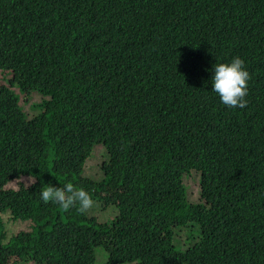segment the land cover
<instances>
[{"label":"trees","instance_id":"trees-1","mask_svg":"<svg viewBox=\"0 0 264 264\" xmlns=\"http://www.w3.org/2000/svg\"><path fill=\"white\" fill-rule=\"evenodd\" d=\"M234 57L251 76L243 109L212 91ZM0 73V213L33 223L3 243L0 221V264H96L97 248L106 264H264V0H0ZM69 182L114 222L41 199ZM179 230L199 237L185 251Z\"/></svg>","mask_w":264,"mask_h":264},{"label":"rangeland","instance_id":"rangeland-1","mask_svg":"<svg viewBox=\"0 0 264 264\" xmlns=\"http://www.w3.org/2000/svg\"><path fill=\"white\" fill-rule=\"evenodd\" d=\"M10 79V75L1 74L0 73V85H8V80ZM42 103V96L38 94H32L30 97L21 96L20 97V106L22 107L23 111L28 116V119L31 121L37 116L41 114V111H35L32 109L33 105H38ZM97 147V146H96ZM94 148L95 151L93 152L92 157L86 164L85 167V175L91 177L95 180H100L101 176L99 174V166L104 161L103 149L101 147ZM28 178H22L19 182L10 183L5 190H18V185H22L23 187L30 188L33 184L27 186ZM184 186L187 189V199L189 204L195 205L200 202V175L196 172H191L190 175L185 176L183 178ZM111 198L115 199L116 196L112 192H108L103 194V198ZM90 217H94L98 220L100 224H112L109 222H114L115 218L117 217V210L113 205H105L104 203H94L93 207L87 212ZM0 221L3 226V231L6 235V242L10 237L16 235L19 232H30L33 227V223L30 221L22 222V221H13L11 219V215L9 212L0 213ZM193 230H198L195 234L200 233V229L195 226H191ZM188 230H179L175 232V240L183 241L185 235L187 234ZM196 238H189L188 241H183L182 244L178 243L175 244V248L180 251H185L189 248L193 242H195ZM96 264H106L108 261V255L102 248L96 249Z\"/></svg>","mask_w":264,"mask_h":264},{"label":"clouds","instance_id":"clouds-1","mask_svg":"<svg viewBox=\"0 0 264 264\" xmlns=\"http://www.w3.org/2000/svg\"><path fill=\"white\" fill-rule=\"evenodd\" d=\"M212 91L218 94L221 102L229 107L241 109L247 107L248 82L250 73L245 69V61L240 57H234L229 63L215 64L213 67ZM36 177L28 178L27 186L34 184ZM40 197L45 202L58 205L62 210L68 211L78 205L80 214L87 213L94 205L89 192L83 188H77L72 183H66L62 187L51 184L44 185Z\"/></svg>","mask_w":264,"mask_h":264}]
</instances>
